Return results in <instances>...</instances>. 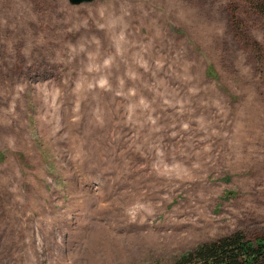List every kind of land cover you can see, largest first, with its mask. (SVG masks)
Listing matches in <instances>:
<instances>
[{
  "label": "rangeland",
  "instance_id": "obj_1",
  "mask_svg": "<svg viewBox=\"0 0 264 264\" xmlns=\"http://www.w3.org/2000/svg\"><path fill=\"white\" fill-rule=\"evenodd\" d=\"M264 236V0H0V264H174Z\"/></svg>",
  "mask_w": 264,
  "mask_h": 264
},
{
  "label": "trees",
  "instance_id": "obj_2",
  "mask_svg": "<svg viewBox=\"0 0 264 264\" xmlns=\"http://www.w3.org/2000/svg\"><path fill=\"white\" fill-rule=\"evenodd\" d=\"M174 264H264V236L252 240L233 232L195 246L180 255Z\"/></svg>",
  "mask_w": 264,
  "mask_h": 264
},
{
  "label": "water",
  "instance_id": "obj_3",
  "mask_svg": "<svg viewBox=\"0 0 264 264\" xmlns=\"http://www.w3.org/2000/svg\"><path fill=\"white\" fill-rule=\"evenodd\" d=\"M88 1H91V0H68L70 4H79L81 2H88Z\"/></svg>",
  "mask_w": 264,
  "mask_h": 264
}]
</instances>
